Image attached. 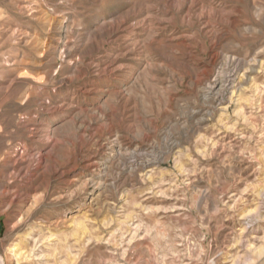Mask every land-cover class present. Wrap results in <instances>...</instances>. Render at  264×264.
Here are the masks:
<instances>
[{"label": "rangeland", "instance_id": "rangeland-1", "mask_svg": "<svg viewBox=\"0 0 264 264\" xmlns=\"http://www.w3.org/2000/svg\"><path fill=\"white\" fill-rule=\"evenodd\" d=\"M4 264H264V0H0Z\"/></svg>", "mask_w": 264, "mask_h": 264}, {"label": "bare ground", "instance_id": "bare-ground-1", "mask_svg": "<svg viewBox=\"0 0 264 264\" xmlns=\"http://www.w3.org/2000/svg\"><path fill=\"white\" fill-rule=\"evenodd\" d=\"M0 264H4L3 260H1V257H0Z\"/></svg>", "mask_w": 264, "mask_h": 264}]
</instances>
